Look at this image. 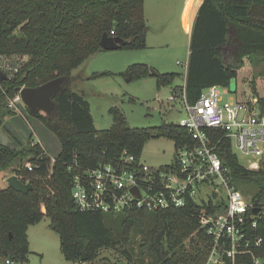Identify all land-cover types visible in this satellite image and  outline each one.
<instances>
[{"label":"trees","instance_id":"trees-1","mask_svg":"<svg viewBox=\"0 0 264 264\" xmlns=\"http://www.w3.org/2000/svg\"><path fill=\"white\" fill-rule=\"evenodd\" d=\"M144 6L145 0H0V58L28 56L19 70H7L9 76L0 82L2 122L6 114L16 113L8 100L19 87H35L61 76L68 78L64 89L53 97L56 107L51 113L34 114L57 135L60 154L53 160L40 142L31 141L28 150L33 158L14 169L24 182L32 183L27 193L2 186L0 179L1 256L27 263L29 227L47 215L50 227L60 236L65 258L73 264H93L102 250H115L126 257L135 255L137 261L151 264L206 261L212 236L203 227L201 214L215 210L213 201L190 200L180 208L116 212L82 210L73 198L74 175L79 166L118 165L124 150L141 157L151 138L167 137L176 146L194 143L179 124L131 126L119 106L110 109L111 127L99 130L90 102L74 88L73 82L82 77L74 71L106 51L100 43L105 33L127 39L122 48H147L150 26ZM246 60L264 62V0H203L190 40L186 77L189 102L195 103L210 86H228ZM149 73L144 64H133L127 70L130 79ZM157 75L162 84L173 82L175 76L173 72ZM251 89L255 100L247 99L245 103L263 115L264 95L259 94L255 79ZM208 132L236 188L250 192L253 201L264 203V161L258 169L246 167L234 152L231 138L217 128ZM25 151L0 143V172L22 161ZM258 218L255 234L264 235V216ZM99 264L118 263L105 258ZM236 264H264V246L255 250V255H239Z\"/></svg>","mask_w":264,"mask_h":264},{"label":"built area","instance_id":"built-area-1","mask_svg":"<svg viewBox=\"0 0 264 264\" xmlns=\"http://www.w3.org/2000/svg\"><path fill=\"white\" fill-rule=\"evenodd\" d=\"M14 59L15 66L8 63L7 58H0V71L6 72L7 77L8 71L19 70L28 56L18 55ZM188 62L178 61L186 69ZM228 93L230 91L226 90ZM222 97V86L215 85L204 89L199 99L190 103L185 78L169 101L181 98L187 116L179 125L187 129L194 143L176 146V156L167 165H150L124 150L118 165L77 167L72 189L75 204L82 210L156 211L184 207L190 200L200 202L204 192L210 189L211 193L219 192V201L214 203V211L204 210L201 214L203 227L212 236L204 264H236L239 255H255V250L264 246V235L255 234L258 217L264 216V203L249 199L236 188L208 129L221 130L225 137L231 138L233 148L248 157L246 167L258 169L264 160V114H257L234 96L223 104ZM8 101L10 108L21 113L19 103L23 100L19 91ZM32 168L29 165V169ZM256 206L262 208L257 215L253 213ZM256 262L259 263L258 258ZM0 264L20 262L0 255Z\"/></svg>","mask_w":264,"mask_h":264},{"label":"rangeland","instance_id":"rangeland-1","mask_svg":"<svg viewBox=\"0 0 264 264\" xmlns=\"http://www.w3.org/2000/svg\"><path fill=\"white\" fill-rule=\"evenodd\" d=\"M200 2L201 0H168L169 10L165 15L163 10L161 15H158L156 6L150 5L151 12L148 11V18L153 25L147 36V43L149 41L147 48L102 51L74 71V75L82 76L73 82L74 88L90 102L91 113L99 130L111 127L113 116L110 109L115 106L124 110L129 124L134 127L179 124L186 118L187 111L181 98L171 102L169 97L179 91L184 83L186 67L178 61L188 60L191 27L193 30L194 26L193 14ZM163 22L167 23L165 28ZM7 59L8 63L15 66V59ZM133 64H144L150 73L147 76L130 79L127 70ZM102 72L108 74L94 76ZM166 72H173L174 80L169 84H162L157 74ZM253 79L259 94L264 95V62L255 64L246 60L238 77L233 78L228 86L222 87V103H227L230 96L236 97L237 100L242 99V102H246L247 99L254 101L251 89ZM226 90L230 93L226 94ZM243 92L245 95L241 96ZM19 107L22 114L19 112L6 114L0 127V143L26 151L22 161L0 172L2 186H9L7 179L15 174L14 169L25 166L33 158L32 152L28 150L31 141L40 142L51 158L57 157L61 152V143L57 135L39 117L32 114L24 102H20ZM234 152L238 153L239 161L247 166L248 157L235 148ZM175 156L174 140L156 137L146 143L141 161L153 166H162L171 163ZM218 193L217 191L211 193V190L207 189L199 201L218 202ZM243 193L252 199L250 192ZM50 222V217L46 215L40 223L29 227V261L20 264H73L65 258L61 250L60 236L50 227ZM105 258L118 264L152 262L137 261V256L126 257L115 250H102L93 264H99Z\"/></svg>","mask_w":264,"mask_h":264},{"label":"water","instance_id":"water-1","mask_svg":"<svg viewBox=\"0 0 264 264\" xmlns=\"http://www.w3.org/2000/svg\"><path fill=\"white\" fill-rule=\"evenodd\" d=\"M128 42L129 41L125 38L110 36L108 33H105L100 40L102 47L106 51L120 49ZM6 78L7 73L1 70V81ZM67 80L68 78L61 76L35 87L24 86L19 87L17 90L20 92L23 102L32 114L39 112L49 114L56 107V102L54 101L53 97L64 89V84ZM1 125L2 120L0 119V127ZM7 182L10 187L24 193H27L33 188L32 183L24 182L16 174L11 175L7 179ZM134 191L138 192V189L135 188ZM261 210V207L256 206L253 208V213L257 215Z\"/></svg>","mask_w":264,"mask_h":264},{"label":"crops","instance_id":"crops-1","mask_svg":"<svg viewBox=\"0 0 264 264\" xmlns=\"http://www.w3.org/2000/svg\"><path fill=\"white\" fill-rule=\"evenodd\" d=\"M203 0H201L200 4H198L195 12H194V17H193V22H192V25L195 21V18H196V15H197V11L199 9V7L201 6ZM150 5H155L156 6V12L158 13V15H161V10H163V15H165L167 12V10H169V3H168V0H145V6H144V10H145V16H146V21H147V24L150 26V30L148 32V36H149V33L151 32L152 30V23H151V20L148 18V11L151 12L149 6ZM181 17L183 16V14H180ZM161 17V16H159ZM163 27L165 28L167 23L163 22ZM191 35H192V27H191ZM190 40H191V37H190ZM148 45H149V41H148ZM189 55H190V50H189ZM188 60H189V57H188ZM186 73H187V69L185 71V78L187 77L186 76ZM185 80V79H184ZM5 120V119H4ZM3 120V122H4ZM2 122V124H3ZM3 144V143H2ZM6 145V144H5ZM56 158V157H55ZM54 159V158H53Z\"/></svg>","mask_w":264,"mask_h":264}]
</instances>
